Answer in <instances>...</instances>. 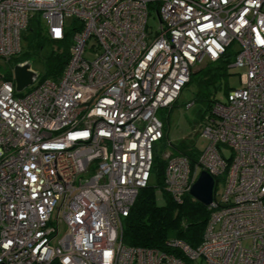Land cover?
I'll return each mask as SVG.
<instances>
[{
  "label": "built area",
  "instance_id": "obj_1",
  "mask_svg": "<svg viewBox=\"0 0 264 264\" xmlns=\"http://www.w3.org/2000/svg\"><path fill=\"white\" fill-rule=\"evenodd\" d=\"M37 15L50 39L74 30L57 80L35 72L24 92L0 80V264H264V0H0V59L20 53ZM233 43L241 86L214 103L194 166L176 155L164 172L178 203L201 170L213 177L200 244L124 245L164 134L158 111Z\"/></svg>",
  "mask_w": 264,
  "mask_h": 264
},
{
  "label": "trees",
  "instance_id": "obj_2",
  "mask_svg": "<svg viewBox=\"0 0 264 264\" xmlns=\"http://www.w3.org/2000/svg\"><path fill=\"white\" fill-rule=\"evenodd\" d=\"M33 20L35 19H31L22 33L30 49L24 54L7 59L5 64L8 69L0 66L2 79H12L11 67L13 68L16 63L29 61L26 58L27 53L31 51L39 53L45 44H49L50 48L42 56L44 72L43 74L38 73V78L57 80L61 76L69 59V47L74 28L70 27L63 39L53 40L47 36L46 30L43 32L40 27L34 26ZM233 57L234 52L227 50L219 59L207 60L198 67L195 66L191 71L187 84L194 82L197 87L196 100L208 111L199 122L203 126L213 116V105L219 101L216 97L217 91L224 87L227 95L232 89L227 82V71L231 67ZM171 146L172 152L169 157L184 156L192 167L201 153L196 144L188 142L187 139H182ZM167 159L158 155L155 149L150 173V178L151 175L155 176V183L151 184L149 181L147 186L139 191L128 216L123 220L121 241L126 246L154 248L180 255L178 251L167 247V240L169 238L179 239L191 248H196L202 240L210 209L189 193L183 195L180 203L173 200L165 190L163 183ZM221 179L215 178L216 181H221ZM182 260L183 264H195L187 258H182Z\"/></svg>",
  "mask_w": 264,
  "mask_h": 264
},
{
  "label": "rangeland",
  "instance_id": "obj_3",
  "mask_svg": "<svg viewBox=\"0 0 264 264\" xmlns=\"http://www.w3.org/2000/svg\"><path fill=\"white\" fill-rule=\"evenodd\" d=\"M34 19L35 20L32 21L33 25L40 27L42 31L45 32L46 27L43 24L41 16L37 15ZM148 25L152 29H155L158 25V19L154 12H152L151 16L148 18ZM90 44L91 42L88 43V45ZM49 48L50 45L45 44L39 51V53H35L33 51L27 53L26 58L31 61V69L34 72L43 74L44 64L42 61V56L49 50ZM28 49H30L28 41L22 37L21 51L18 55L26 53ZM236 49H238L236 43H233L229 48L230 51ZM92 54V49L89 48L87 49L85 57L91 59ZM6 61L7 60L5 59H0V66L5 68L7 67L8 69V66L5 64ZM199 65L200 64L196 65V67H198ZM12 69L13 68L11 67V71ZM240 72L241 70L238 68L229 67L227 71V82L231 88H239L241 86L239 80ZM196 92L197 87L194 82L187 84L180 92L177 101L174 103L170 110L160 109L158 111V116L164 123V136L161 140L155 142L154 148L156 149V153L163 159H167L170 156L172 152L171 144H177V142L181 141L182 139H187L188 142L195 143L200 152L205 148L207 144V140L202 136L201 133L203 125H201L199 122L201 121L202 116L207 115L208 111H206L204 105L196 100ZM216 97L220 102L226 101V93L224 87L220 88L217 91ZM155 180V176L151 175V178L149 180L150 183L154 184ZM221 191L222 183L218 182L216 192L217 194H219ZM64 231L65 228L62 225V227L60 228V235L63 234Z\"/></svg>",
  "mask_w": 264,
  "mask_h": 264
},
{
  "label": "water",
  "instance_id": "obj_4",
  "mask_svg": "<svg viewBox=\"0 0 264 264\" xmlns=\"http://www.w3.org/2000/svg\"><path fill=\"white\" fill-rule=\"evenodd\" d=\"M36 77V73L29 69L28 63H17L12 69V78L17 92L23 91L24 88L31 85ZM2 74L0 73V79ZM215 182L213 177L206 171L201 170L189 189V194L208 206L213 200Z\"/></svg>",
  "mask_w": 264,
  "mask_h": 264
},
{
  "label": "snow or ice",
  "instance_id": "obj_5",
  "mask_svg": "<svg viewBox=\"0 0 264 264\" xmlns=\"http://www.w3.org/2000/svg\"><path fill=\"white\" fill-rule=\"evenodd\" d=\"M57 31V35H59V30H56Z\"/></svg>",
  "mask_w": 264,
  "mask_h": 264
}]
</instances>
